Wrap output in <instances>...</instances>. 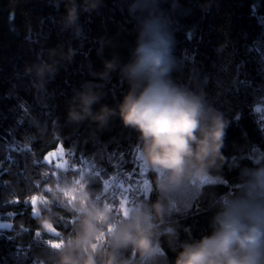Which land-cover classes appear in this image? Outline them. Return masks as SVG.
<instances>
[{"label": "trees", "instance_id": "obj_1", "mask_svg": "<svg viewBox=\"0 0 264 264\" xmlns=\"http://www.w3.org/2000/svg\"><path fill=\"white\" fill-rule=\"evenodd\" d=\"M130 3L102 0L97 9L81 12L73 29L62 25L65 0H0V222L9 224L0 227V264H46L48 241L71 230V214L56 203L51 209L60 214L53 224L57 234L33 214L32 197L41 195L55 171L83 175L104 203V182L114 174L145 175L141 201L161 196L155 175L142 168L138 132L118 115L103 128L89 119L67 120L69 101L85 83L103 93L94 110L102 104L115 108L126 94L129 85L118 69L107 79L98 73L106 59L124 64L131 58L140 14H130ZM155 10L171 22L177 62L172 78L202 94L228 121L223 180L169 193L174 210L164 224L177 228L178 239L170 243L161 232L154 264H174L181 242L210 233L213 205L235 191L240 169L264 163V0H156ZM49 49H71L73 55L58 61L41 92L24 68L48 60ZM51 152L61 157L47 161ZM124 254L137 259L131 250Z\"/></svg>", "mask_w": 264, "mask_h": 264}, {"label": "clouds", "instance_id": "obj_2", "mask_svg": "<svg viewBox=\"0 0 264 264\" xmlns=\"http://www.w3.org/2000/svg\"><path fill=\"white\" fill-rule=\"evenodd\" d=\"M101 3L65 0L63 27L78 29L80 13L91 12ZM155 4L156 0H131L130 14H140L131 58L124 64L116 57L106 59L98 73L107 79L118 69L127 81L129 88L119 104L115 108L102 104L94 110L103 93L98 86L85 83L69 101L67 120L89 119L103 128L118 115L124 126L138 132L140 159L156 172L155 185L161 196L151 203L138 201L117 208L93 196L83 175L53 172L41 195L32 197L33 212L44 229L56 231L53 224L60 214L51 209L56 203L71 214L73 223L69 232L48 241L46 264H154L162 251L161 232L170 243L178 239L177 228L164 224L174 210L169 193L189 183L199 191L205 184L223 180L220 170L226 157L221 149L228 121L202 94L172 78L177 66L175 38L170 20L155 10ZM72 55L71 49H49L48 60L27 65L24 72L34 74L35 86L44 92L58 61L70 60ZM66 164L58 167L63 169ZM239 175L235 191L214 203L210 233L181 242L174 264H264V163L243 167ZM128 250L137 259L126 256Z\"/></svg>", "mask_w": 264, "mask_h": 264}, {"label": "rangeland", "instance_id": "obj_3", "mask_svg": "<svg viewBox=\"0 0 264 264\" xmlns=\"http://www.w3.org/2000/svg\"><path fill=\"white\" fill-rule=\"evenodd\" d=\"M261 109L264 112V106ZM142 168H146L143 163ZM151 171L156 176V172L153 170ZM146 178L147 177L142 174L133 176V174L130 173L108 176L104 182L106 203L118 208L121 204L125 205V207H130L138 201H141V196L147 189ZM8 226L9 224L7 222H0V227Z\"/></svg>", "mask_w": 264, "mask_h": 264}, {"label": "water", "instance_id": "obj_4", "mask_svg": "<svg viewBox=\"0 0 264 264\" xmlns=\"http://www.w3.org/2000/svg\"><path fill=\"white\" fill-rule=\"evenodd\" d=\"M50 155H51V158L47 159V161H50V162H53V161H55L57 158H60V157H61V153H58V152H51ZM37 202H38V201H37ZM32 205H33V203H32ZM33 214H34V212H33ZM34 215H36V214H34ZM46 230H47L48 232L52 233V234H57L56 231H52V230H49V229H46Z\"/></svg>", "mask_w": 264, "mask_h": 264}, {"label": "snow or ice", "instance_id": "obj_5", "mask_svg": "<svg viewBox=\"0 0 264 264\" xmlns=\"http://www.w3.org/2000/svg\"><path fill=\"white\" fill-rule=\"evenodd\" d=\"M18 200V199H17ZM32 203H33V199H32Z\"/></svg>", "mask_w": 264, "mask_h": 264}]
</instances>
